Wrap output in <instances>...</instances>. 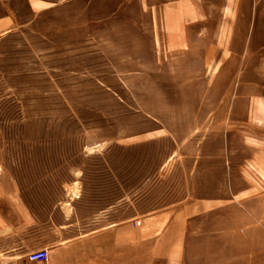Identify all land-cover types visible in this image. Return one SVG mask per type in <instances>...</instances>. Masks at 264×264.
Wrapping results in <instances>:
<instances>
[{
  "label": "rangeland",
  "instance_id": "1",
  "mask_svg": "<svg viewBox=\"0 0 264 264\" xmlns=\"http://www.w3.org/2000/svg\"><path fill=\"white\" fill-rule=\"evenodd\" d=\"M78 1L34 19L21 0L22 25L0 39V158L50 240L182 212L264 165V34L210 67L208 43L182 50L139 0ZM92 3L114 21L91 24ZM141 248L132 264L149 262Z\"/></svg>",
  "mask_w": 264,
  "mask_h": 264
},
{
  "label": "crops",
  "instance_id": "2",
  "mask_svg": "<svg viewBox=\"0 0 264 264\" xmlns=\"http://www.w3.org/2000/svg\"><path fill=\"white\" fill-rule=\"evenodd\" d=\"M20 1L0 0V39L22 25L18 15ZM78 2L26 0V5L30 16L36 19L57 8H76L81 4ZM139 3L142 19L161 21L160 26H155L156 33L159 28L171 33L173 42L180 43L182 50H192L190 43L194 41L208 43L202 56L208 59L210 67L219 59L248 56V52L240 51L241 43H251L254 34H264L261 0ZM90 9L92 13L99 10L93 3ZM97 15L92 14L91 24L114 21L109 15ZM208 21L217 22L212 38ZM247 105L249 117L256 118L261 108L259 99L249 98ZM248 161L242 180L236 178L232 182L229 178L235 189L229 195L219 192L210 199L188 203L182 212L177 209L167 215L153 213L133 221L113 220L71 238L50 240V227L37 225L18 181L4 169L0 158V264H42L29 260L28 255L43 248L49 251V264H132V249H139L141 256V247L149 245L150 260L143 264H264V253H258L264 251V165L261 160ZM219 185L226 187L228 178L224 177ZM256 202L262 203L260 209L253 208ZM183 211L185 217L181 215Z\"/></svg>",
  "mask_w": 264,
  "mask_h": 264
},
{
  "label": "built area",
  "instance_id": "3",
  "mask_svg": "<svg viewBox=\"0 0 264 264\" xmlns=\"http://www.w3.org/2000/svg\"><path fill=\"white\" fill-rule=\"evenodd\" d=\"M28 259L42 264H49V251L46 248L35 250L28 255Z\"/></svg>",
  "mask_w": 264,
  "mask_h": 264
}]
</instances>
